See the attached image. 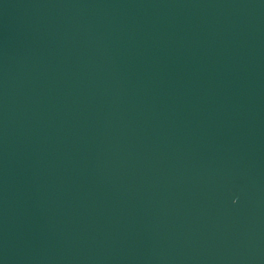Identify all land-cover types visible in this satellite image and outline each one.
Returning a JSON list of instances; mask_svg holds the SVG:
<instances>
[{"label": "water", "instance_id": "1", "mask_svg": "<svg viewBox=\"0 0 264 264\" xmlns=\"http://www.w3.org/2000/svg\"><path fill=\"white\" fill-rule=\"evenodd\" d=\"M0 264H264V0H0Z\"/></svg>", "mask_w": 264, "mask_h": 264}]
</instances>
